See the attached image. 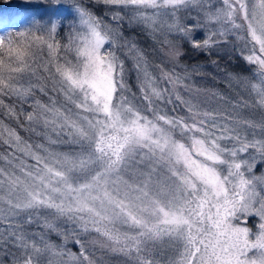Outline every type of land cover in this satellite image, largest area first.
<instances>
[{"label": "snow or ice", "instance_id": "6c2138e0", "mask_svg": "<svg viewBox=\"0 0 264 264\" xmlns=\"http://www.w3.org/2000/svg\"><path fill=\"white\" fill-rule=\"evenodd\" d=\"M108 256L264 264V0H0V264Z\"/></svg>", "mask_w": 264, "mask_h": 264}, {"label": "rangeland", "instance_id": "374dc122", "mask_svg": "<svg viewBox=\"0 0 264 264\" xmlns=\"http://www.w3.org/2000/svg\"><path fill=\"white\" fill-rule=\"evenodd\" d=\"M144 39L147 40V43H146V44L149 46V48H151L152 41H151V39H150L149 37H147L146 35H145V36H141V37L139 38L140 45H141L142 40H144ZM142 43H143V42H142ZM141 47H142V45H141ZM233 60H237V59H233ZM237 61H238L239 63L242 64L239 68L243 69V71L238 70L237 72L240 73V74L243 75V76H247L249 73L246 72V71H244V69H246L248 66H247L242 60H237ZM201 68L203 69V67H201ZM203 71H204L205 73H207V75H208V74H211L210 77L212 78V80L210 81L209 78H207V79H203L202 77H197V78H199V79L197 80V83H198V84H200V85H202V86H204V87H208V88H210V89H214V90H217V91H220V92L226 93V94L232 96L233 98H236V93H235V91H233L232 89H229L228 86H227L226 84H224L223 82H221V81H219V80H217V79H213V76L218 75V74L216 73V69H215V68H212V70H208L207 68H205V69H203ZM132 80H133V82H132V83H133V86L135 87L134 77H133ZM212 81H213V83H217V85H216V84H213ZM220 84H221L222 86H221Z\"/></svg>", "mask_w": 264, "mask_h": 264}, {"label": "trees", "instance_id": "16d2710c", "mask_svg": "<svg viewBox=\"0 0 264 264\" xmlns=\"http://www.w3.org/2000/svg\"><path fill=\"white\" fill-rule=\"evenodd\" d=\"M142 42H141L142 47L148 49L149 51H151V48H149V46L146 44L147 40L144 39V40H142ZM186 63L189 64V65L198 64L200 67H203V69L207 68L208 70H212V68H214V66L211 64L210 59H208V58H206L204 56L197 57L196 55H192L186 60ZM241 65L242 64L239 63L237 60H232V62H231V68L235 72H237L238 70L243 71V69L239 68ZM210 76H211V74H208L206 76H203L202 78L203 79L209 78L210 81H211L212 78ZM198 79L199 78H196V80H198ZM131 82H133V80ZM212 83H213V81H212ZM213 84L217 85V83H213ZM107 260H108V264H122L123 257H120V256H108Z\"/></svg>", "mask_w": 264, "mask_h": 264}]
</instances>
